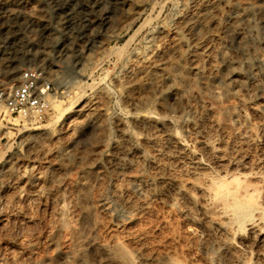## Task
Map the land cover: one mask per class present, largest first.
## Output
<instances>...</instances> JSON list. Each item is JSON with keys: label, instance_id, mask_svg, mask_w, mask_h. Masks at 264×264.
I'll list each match as a JSON object with an SVG mask.
<instances>
[{"label": "rangeland", "instance_id": "374dc122", "mask_svg": "<svg viewBox=\"0 0 264 264\" xmlns=\"http://www.w3.org/2000/svg\"><path fill=\"white\" fill-rule=\"evenodd\" d=\"M190 1L0 0V90L17 84L24 70L38 68L56 91L44 118L21 117L0 107V264H162L167 257L178 264H213L189 233L188 227L201 219L194 205L181 195L170 202L160 192L164 184L156 183L140 198L146 206L130 213L114 197L115 186L127 177L110 165L117 124L130 119L120 83L137 69L127 66V58L153 49L165 56L174 43L176 17L196 9ZM235 1L221 4V26L233 22L224 12ZM159 28L168 33L161 43L149 38ZM213 43H224L243 70L247 87L235 103L246 119L236 122L217 113L204 125L208 141L222 149L231 167L245 164L247 171L264 175V90L254 93L259 84L264 87V37L253 42L250 70L235 35L219 30ZM188 60L182 63L186 74ZM222 66L217 58L213 67L220 75ZM222 81L221 76L214 84ZM133 89L148 93L144 87ZM165 98L173 100L172 95ZM150 103L142 109L168 118L188 151L200 155L205 137L183 132L178 115L162 113L161 102ZM149 155L150 146L140 167L152 177ZM88 236L94 244L84 256L70 257ZM250 247L248 264H264V233L252 237Z\"/></svg>", "mask_w": 264, "mask_h": 264}, {"label": "bare ground", "instance_id": "6f19581e", "mask_svg": "<svg viewBox=\"0 0 264 264\" xmlns=\"http://www.w3.org/2000/svg\"><path fill=\"white\" fill-rule=\"evenodd\" d=\"M227 3L228 0H191L190 4L196 9L193 13L175 16L174 43L170 44L171 49L165 56L158 57L154 49L128 54L127 66L137 71L127 82L120 84L124 86L123 104L130 119L129 123L123 119L117 124V138L111 144L114 145V154L110 165L116 173L127 177L124 184L115 186L114 197L130 213L135 208L143 209L146 202L140 198L154 184L162 183L164 189L160 192L170 202L181 195L200 213L201 219L194 220L188 229L196 238V249L201 251L202 256H211L213 264H248L252 254V237L264 233V175L258 169L247 171L245 164H240L238 168L231 167L224 160L222 149L208 141L209 133L204 125L219 112L230 115L236 122L246 119L244 114L237 111L235 103L239 93L247 87L243 70L229 56L224 43L216 47L213 40L219 30L235 35L244 54V63L250 70L254 58L251 54L253 42L259 36L264 37V0H236L228 4L224 15L233 22L221 26L219 9L221 4ZM181 5L185 3L181 2ZM167 36L163 28L149 33L150 39L160 43ZM217 58L223 61L222 75L213 67ZM187 59L190 60L188 74L182 65L183 60ZM221 76L223 83L215 85L214 81ZM134 87H144L148 93L144 90L145 93L134 94L131 91ZM65 89L68 90L69 86ZM255 90L256 94L263 93L264 87L259 84ZM168 95L173 96L172 101L165 98ZM152 101L161 102L158 107L162 113L178 115L179 127L183 132L205 137L206 141L199 148L200 155L188 151L168 118L142 109ZM129 124L133 126L132 131ZM99 125H96L97 128L102 130L103 126ZM244 134L239 132L237 136L245 140ZM149 146L147 162L155 168L152 177L146 176L140 167L145 149ZM64 209L62 205L59 207L60 214ZM186 212L193 218L191 209ZM87 215L84 214L86 218ZM93 244L94 239L88 236L68 255L82 258L86 249ZM162 264L178 263L167 257Z\"/></svg>", "mask_w": 264, "mask_h": 264}, {"label": "built area", "instance_id": "2783aa9c", "mask_svg": "<svg viewBox=\"0 0 264 264\" xmlns=\"http://www.w3.org/2000/svg\"><path fill=\"white\" fill-rule=\"evenodd\" d=\"M55 94L43 70H24L17 84L0 90V107L21 117L44 118Z\"/></svg>", "mask_w": 264, "mask_h": 264}]
</instances>
